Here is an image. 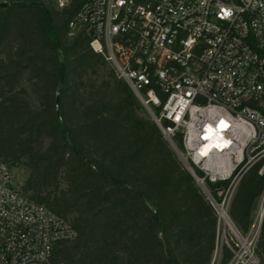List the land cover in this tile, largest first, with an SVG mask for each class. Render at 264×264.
I'll return each instance as SVG.
<instances>
[{"label":"trees","instance_id":"1","mask_svg":"<svg viewBox=\"0 0 264 264\" xmlns=\"http://www.w3.org/2000/svg\"><path fill=\"white\" fill-rule=\"evenodd\" d=\"M78 8L0 0V160L23 166L20 191L76 229L54 246L53 264H214L216 210L86 28L68 35ZM176 142L182 148L181 135ZM263 162L230 201L241 234L264 190ZM230 184L207 181L217 199ZM255 255L264 264V217ZM232 257L222 244L218 264Z\"/></svg>","mask_w":264,"mask_h":264},{"label":"built area","instance_id":"2","mask_svg":"<svg viewBox=\"0 0 264 264\" xmlns=\"http://www.w3.org/2000/svg\"><path fill=\"white\" fill-rule=\"evenodd\" d=\"M72 1L55 0L59 8ZM78 2L68 35L86 28L91 48L140 100L219 219L222 211L231 220L240 177L264 159V0ZM228 179L215 198L207 181ZM263 217L264 190L247 234L232 229L228 264H259ZM76 236L68 219L27 198L0 160V264H53L54 246Z\"/></svg>","mask_w":264,"mask_h":264},{"label":"rangeland","instance_id":"3","mask_svg":"<svg viewBox=\"0 0 264 264\" xmlns=\"http://www.w3.org/2000/svg\"><path fill=\"white\" fill-rule=\"evenodd\" d=\"M26 176H27V170L23 166L12 169V181L17 186H20L23 184ZM221 198H222L221 199V201H222L223 197H221ZM258 204H259V202H258ZM258 204H257V208H258ZM256 209H255V211H256ZM254 216H255V212H254ZM254 216H253V219H254ZM230 222H232V221L230 220ZM233 230L235 231L234 225H233ZM233 230L231 229V227H229L228 225L225 224V221L223 218L219 219V216H218V247L214 253V258H213L214 264L219 263L220 250H221L222 244L233 243V239H234Z\"/></svg>","mask_w":264,"mask_h":264},{"label":"bare ground","instance_id":"4","mask_svg":"<svg viewBox=\"0 0 264 264\" xmlns=\"http://www.w3.org/2000/svg\"><path fill=\"white\" fill-rule=\"evenodd\" d=\"M220 214H221V216H222L223 218H225V219H224V220H225V224L228 225L229 227H231V229H233V224H232V222H230V220L227 218V216L225 215V213L221 211Z\"/></svg>","mask_w":264,"mask_h":264},{"label":"water","instance_id":"5","mask_svg":"<svg viewBox=\"0 0 264 264\" xmlns=\"http://www.w3.org/2000/svg\"><path fill=\"white\" fill-rule=\"evenodd\" d=\"M62 80H63V74L61 75V82H62ZM187 168H188L189 170H191L188 166H187Z\"/></svg>","mask_w":264,"mask_h":264},{"label":"crops","instance_id":"6","mask_svg":"<svg viewBox=\"0 0 264 264\" xmlns=\"http://www.w3.org/2000/svg\"><path fill=\"white\" fill-rule=\"evenodd\" d=\"M259 202V201H258ZM256 211H257V209H256ZM256 211H255V213H256Z\"/></svg>","mask_w":264,"mask_h":264}]
</instances>
